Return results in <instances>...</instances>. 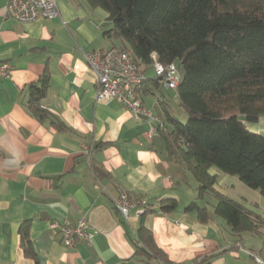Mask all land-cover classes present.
<instances>
[{
  "label": "crops",
  "instance_id": "obj_1",
  "mask_svg": "<svg viewBox=\"0 0 264 264\" xmlns=\"http://www.w3.org/2000/svg\"><path fill=\"white\" fill-rule=\"evenodd\" d=\"M56 2L59 15L21 22L5 15L6 0H0V60L10 64L9 76L0 77V264H35L22 248L24 222L41 264H163L135 254L140 228L151 232L171 264L212 253L208 264H250L246 250L264 247V239L233 233L207 197H197L196 181L195 191L187 189L191 174L184 163L167 155L157 134L148 136L154 123L135 118L116 100L96 101L95 76L82 53L117 47L119 42L104 34L111 27L108 13L86 0ZM147 69L146 78L154 76ZM44 73L48 87L39 117L27 106L29 85ZM145 96L144 106L152 111L157 105L162 122L163 105L177 117L165 99L152 92ZM178 107L177 118L186 120ZM240 119L264 136V115L254 122ZM82 144L92 146L89 155ZM208 172L217 175L218 192L229 197L236 189L242 204L264 218L257 190L214 167ZM120 189L145 199L149 210L140 216L131 210L125 219L113 205ZM168 198L176 199L177 207L162 213L160 202ZM192 201L207 207L206 221L184 210ZM81 219L92 242L75 238L73 246L64 245L51 222Z\"/></svg>",
  "mask_w": 264,
  "mask_h": 264
},
{
  "label": "trees",
  "instance_id": "obj_2",
  "mask_svg": "<svg viewBox=\"0 0 264 264\" xmlns=\"http://www.w3.org/2000/svg\"><path fill=\"white\" fill-rule=\"evenodd\" d=\"M86 1L108 13L111 27L104 34L121 40L117 48L131 55L141 73L152 67V52L163 65L174 62L183 69L174 92L187 119L180 121L163 105V128L157 129L161 144L169 157L186 165L197 182V197H207L233 233L264 239V218L218 192L217 175L208 172L214 167L235 176L264 197V136L249 131L240 119L254 122L264 115V0ZM161 85L157 76H145L136 92L142 99L148 92L155 95ZM47 87L46 73L29 85L27 106L39 117L44 115L40 101ZM176 207L177 200L168 198L160 202L159 211ZM184 210L195 211L200 221L209 217L207 207L196 201ZM19 231L24 254L41 264L28 237V222ZM134 244L135 254L147 261L171 264L149 230L140 228ZM215 255L188 264H208Z\"/></svg>",
  "mask_w": 264,
  "mask_h": 264
},
{
  "label": "built area",
  "instance_id": "obj_3",
  "mask_svg": "<svg viewBox=\"0 0 264 264\" xmlns=\"http://www.w3.org/2000/svg\"><path fill=\"white\" fill-rule=\"evenodd\" d=\"M5 15L16 21L26 22L38 18L48 19L59 15L56 0H6ZM83 58L87 66L92 70L96 82V101L116 100L125 109L129 110L135 118L145 116L148 121L154 123V127L148 133L157 134L158 128H163L161 119L154 115L151 109L144 106L142 99L136 92V87L145 79L134 64L131 55L117 47L99 48L83 51ZM152 68L154 76L160 77V83L164 88L175 90L180 81L179 68L172 62L163 65L157 58L155 52L151 53ZM10 64L0 60V77H8ZM92 146L82 144V151L90 154ZM116 210L128 219L130 211L133 210L138 216L144 214L147 202L145 199H133L123 190L113 198ZM51 226L58 228L61 241L66 246H73L75 238L87 243L93 240V233L87 227L84 219L76 224L69 221H53ZM251 262L250 264H264V247L250 248L246 250Z\"/></svg>",
  "mask_w": 264,
  "mask_h": 264
},
{
  "label": "rangeland",
  "instance_id": "obj_4",
  "mask_svg": "<svg viewBox=\"0 0 264 264\" xmlns=\"http://www.w3.org/2000/svg\"><path fill=\"white\" fill-rule=\"evenodd\" d=\"M119 43H114L113 45H116V46H118V45H120V42H121V40H119V39H116ZM147 72L151 75V74H153L154 73V71H153V68L152 67H148V69H147ZM179 73H180V76H181V78H182V75H183V69L181 68V67H179ZM154 93H155V95H154V97L155 98H157V97H159V98H163V99H165L166 101H168V103L171 105V106H173L174 108H175V115L178 117L179 115H178V112H176L177 110H178V105H177V99H176V97H175V92H174V90H172V89H168V88H164L162 85L158 88V89H154ZM148 95V94H147ZM146 95V96H147ZM143 96H145V95H143ZM142 96V97H143ZM145 96V97H146ZM144 99V98H143ZM154 103H157V101H156V99H154ZM153 103V104H154ZM156 110H158L157 112H159V114H161V110L158 108V106L156 105V106H154V108H152V112H153V114L154 115H156ZM182 122H185V120H183ZM184 168H185V170L187 171V167H186V165L184 164ZM190 177H189V183L188 184H186V187H187V189L189 188V190H190V192H191V190L193 189L192 187H193V185L195 184V180L191 177V175H189ZM193 191H195V190H192V192ZM236 192V189L235 190H233V191H231L230 192V194H229V197H231V198H233V199H235V200H237V201H239V202H244V200H243V198H240L239 196H237V194L235 193ZM261 196V195H260ZM261 198H263L264 199V197H262L261 196Z\"/></svg>",
  "mask_w": 264,
  "mask_h": 264
},
{
  "label": "water",
  "instance_id": "obj_5",
  "mask_svg": "<svg viewBox=\"0 0 264 264\" xmlns=\"http://www.w3.org/2000/svg\"><path fill=\"white\" fill-rule=\"evenodd\" d=\"M157 79L160 80V77H158Z\"/></svg>",
  "mask_w": 264,
  "mask_h": 264
}]
</instances>
